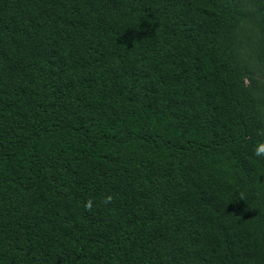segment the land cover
Instances as JSON below:
<instances>
[{
	"label": "trees",
	"instance_id": "obj_1",
	"mask_svg": "<svg viewBox=\"0 0 264 264\" xmlns=\"http://www.w3.org/2000/svg\"><path fill=\"white\" fill-rule=\"evenodd\" d=\"M258 130L264 0H0V264H264Z\"/></svg>",
	"mask_w": 264,
	"mask_h": 264
},
{
	"label": "clouds",
	"instance_id": "obj_2",
	"mask_svg": "<svg viewBox=\"0 0 264 264\" xmlns=\"http://www.w3.org/2000/svg\"><path fill=\"white\" fill-rule=\"evenodd\" d=\"M258 135H264V130H258ZM253 155L257 158L264 159V140L258 141L253 148ZM110 199V198H109ZM91 202L85 205V207H90Z\"/></svg>",
	"mask_w": 264,
	"mask_h": 264
}]
</instances>
